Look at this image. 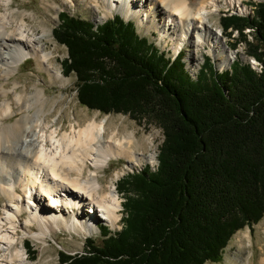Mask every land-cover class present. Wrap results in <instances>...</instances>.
I'll list each match as a JSON object with an SVG mask.
<instances>
[{
    "label": "trees",
    "instance_id": "obj_1",
    "mask_svg": "<svg viewBox=\"0 0 264 264\" xmlns=\"http://www.w3.org/2000/svg\"><path fill=\"white\" fill-rule=\"evenodd\" d=\"M254 3L253 18L222 16L221 23L241 40L255 28L256 42L246 41L263 71L239 59L219 72L209 57V76L196 79L184 53L171 59L122 16L94 24L60 14L53 34L67 47L63 71L76 74L80 103L164 132L158 170L118 183L129 192L122 229L102 226L100 242L88 238L85 254L61 251L62 264L219 263L233 235L262 220L264 1Z\"/></svg>",
    "mask_w": 264,
    "mask_h": 264
},
{
    "label": "bare ground",
    "instance_id": "obj_2",
    "mask_svg": "<svg viewBox=\"0 0 264 264\" xmlns=\"http://www.w3.org/2000/svg\"><path fill=\"white\" fill-rule=\"evenodd\" d=\"M105 1L124 11L125 16L135 7L133 15L148 32L158 31L160 39L173 41L177 51L171 56L173 59L182 45L187 44L193 47L188 65L196 67L198 50L207 45L208 52L219 60L222 70H227L235 52L226 44L222 28L214 27L211 15L220 12V1L241 12L248 10L244 0H203L196 9L189 0ZM12 2L0 0V79L4 80L0 84V196L5 200L0 215V264H25L29 258L25 244L20 242V231L40 242L60 229L91 232L101 220L115 226L122 207L117 178L136 175L148 168L157 171L160 163L153 154L132 152L124 140L107 136V117L100 121L93 119L84 126L79 125L78 129L72 126V134L64 131L59 138L60 124L53 128L55 125L46 120L44 108L39 104L43 98L37 90L29 92L26 85L20 90L22 83L18 80L7 87L20 65L29 58H35L38 67L45 70L52 81L61 82L64 77L59 68L51 65L53 53L41 47L38 37L30 32L24 16L32 14L23 12L22 18L17 20L10 7ZM96 2L100 1L89 0L87 4L97 11L99 3ZM254 8L250 6L252 16ZM109 15L108 10L103 14ZM246 61L257 72L263 71L262 62L255 56L246 57ZM191 75L196 79L199 73ZM13 117L16 118L9 121ZM121 156L128 157L126 165L121 172L115 173L109 184H104L99 170ZM86 167L89 168L87 174ZM79 199L86 202L85 210L76 209ZM92 213L97 222L88 218ZM248 238V233L242 231L238 240L243 249ZM239 259L242 260L240 264H252L248 255ZM261 264H264V257Z\"/></svg>",
    "mask_w": 264,
    "mask_h": 264
},
{
    "label": "rangeland",
    "instance_id": "obj_3",
    "mask_svg": "<svg viewBox=\"0 0 264 264\" xmlns=\"http://www.w3.org/2000/svg\"><path fill=\"white\" fill-rule=\"evenodd\" d=\"M45 1L13 0L10 7L12 8V10H14L13 16H15L17 20H20L22 18V16L24 15L23 12L32 14L24 16L27 26L29 29H31L30 32L34 33L36 37H38L41 47L45 48L46 51L53 53L50 58L51 65L53 67L59 68L63 72V81H52L50 79V75L45 70L38 67L36 59L29 58L20 65L18 72L9 80L7 87H12L14 81L18 80L22 83V87L20 88V90L24 88L23 85H26V90L29 92H34L37 90L38 95L40 94L43 98V100L40 101L39 104L44 108V112L47 115L46 120L55 125L53 128H56V126L60 124V127L57 129V135L59 138L60 136H62L64 131L72 134V126H75L76 129H78L79 125L84 126V124L93 119H97L98 121H100L103 117H107V121L105 124L107 136L112 135L114 139H119L122 141L124 140L125 145H127V147L130 148L132 152H144L146 155L153 154L154 157L159 160L158 153L160 150V146L164 141V132L161 127L147 120H143L140 122L138 119L131 117V115L129 114H104L99 110L90 109L80 103L77 95L76 74L71 73L69 75H66L63 71L62 61L68 57L67 47L56 40L53 34V30L61 23L60 14L62 12H67L70 15L82 19L91 20L94 22V24H102L109 19H113L115 15H119L122 16L126 21L134 22L137 27V34L141 37H147L150 41L154 42L160 50L167 53L168 57H174L175 54L173 41H168V43L160 39L158 31L148 32L144 27V24H141L139 19L133 15L135 7L131 9L132 15L130 14L128 16H125L124 11L116 8L111 3L109 4L108 1L105 0H97L100 1L98 2L99 4L96 2L99 7L97 11H95L93 7L87 4L89 0L87 2H83L81 0ZM202 1L203 0H189V3H191L190 5L193 8H197L200 6L199 4H201ZM253 1L244 0L246 5H248V10L244 12L239 11L237 7L233 8L228 3L220 1L222 5L220 12H215L211 15V21L214 27H221L223 30V25L221 23L222 16L224 17L237 15L243 17L250 16L251 18H253L255 15H251L253 10L251 11L250 9V6H253V8L255 6V3ZM106 10L110 12L109 16H103V14L106 13ZM252 28L250 30H248L247 28L244 29L243 32L245 36L247 34L248 35L245 37L246 39L242 40L239 39V30H232V27L229 28L227 32L223 30L226 44L229 46L231 51L235 52L234 57L231 60V64L227 67V69H231V66L239 59L244 63H247L246 57L249 58L250 56H254L249 52V43L247 42H256V40L254 39L255 28H253L254 30ZM192 49V46L186 44L185 51L183 52V60L185 61L186 68L190 72V74L198 72L200 75L202 71H207L206 61L209 57L212 58L213 62L215 63L216 69L218 71H223L222 67L220 66L219 60L208 52L209 48L207 45L199 48L196 67H190L188 65V56ZM207 75L209 76V71H207ZM3 81V79H0V84ZM33 110L34 109H32V111ZM15 118L16 117H13L9 119V121L14 120ZM129 142L131 144H129ZM127 158V156H121L120 158H113L112 160H110L108 166L99 170L98 173L100 180L106 185L109 184L110 181L115 177V173L117 171H122L123 167L126 165ZM156 167L157 166L151 168L154 169ZM146 170H148L149 172L152 171L149 168ZM88 172L89 168L86 167L85 174H87ZM133 176H135V174L120 176L115 182L118 186L119 181L126 180L127 178H131ZM118 190L120 193L122 207L120 209L119 221L115 226L107 220H101L99 222V226L91 232L78 233L77 231L72 232L60 229V231H58L57 233H53L52 235L47 236L46 239L40 242L34 240L31 236H24L20 231V242L25 244V250L27 252L26 256L29 258L25 264H62V261L60 260L61 251L72 256L77 254H85L87 253L85 252L87 250V246L85 243L88 238H93L96 242H100V240L102 239L100 228L102 226H107L111 231L122 229V217L123 213L125 212L123 211V203L126 200V197L129 195V192L128 189L124 188H118ZM4 201V197L0 196V215H2L3 212L2 205ZM24 216H26V214H24ZM93 217H95V215H93ZM96 219L97 217L93 218V220L97 222ZM242 231H246L249 235V238L246 242L248 247H244L245 249H243V246H241L242 244L239 241ZM247 255L249 256V260L252 264H261V258L264 257V217L260 222L255 224L253 228L246 226L243 229L238 230L233 235L228 246L224 250L223 259L221 262H207L206 264H240L242 260L239 258L241 256L246 257Z\"/></svg>",
    "mask_w": 264,
    "mask_h": 264
}]
</instances>
